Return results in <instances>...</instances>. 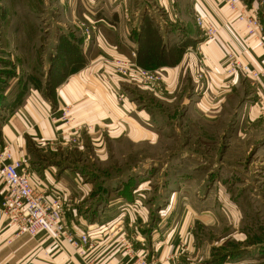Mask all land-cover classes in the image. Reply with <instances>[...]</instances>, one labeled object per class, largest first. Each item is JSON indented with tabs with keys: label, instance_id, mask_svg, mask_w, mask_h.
I'll return each instance as SVG.
<instances>
[{
	"label": "rangeland",
	"instance_id": "1",
	"mask_svg": "<svg viewBox=\"0 0 264 264\" xmlns=\"http://www.w3.org/2000/svg\"><path fill=\"white\" fill-rule=\"evenodd\" d=\"M97 3L0 0V127L29 94L55 108L45 96L80 67V41L84 36L92 42L100 29L87 21V15L98 11ZM223 5L231 12L227 0ZM240 6L258 19L264 33V0H241ZM130 56L114 61L122 78L128 75L120 72L118 61L129 60L133 70L140 69L133 61L136 56ZM143 71L158 77L148 86L162 82L160 74ZM254 88L246 78L244 89L232 94L212 121L192 109L182 117L166 112L168 120L154 114L152 133L142 146L121 143L97 152L86 147L82 163L66 165L65 171L84 176L102 194L93 205V218L99 220L97 211L106 195L129 203L122 209L130 210L126 221H138L143 208L141 226L124 234L134 264H165L170 246L172 264H264V107L256 106L261 95ZM60 118L67 148L83 143L84 131L93 132L76 124L71 107ZM172 230L175 239H169ZM167 244L161 260L157 250Z\"/></svg>",
	"mask_w": 264,
	"mask_h": 264
},
{
	"label": "crops",
	"instance_id": "2",
	"mask_svg": "<svg viewBox=\"0 0 264 264\" xmlns=\"http://www.w3.org/2000/svg\"><path fill=\"white\" fill-rule=\"evenodd\" d=\"M96 1L99 9L87 15V21L98 23L100 29L92 42L84 36L80 41L81 65L56 86L55 108L39 95L29 94L0 127V148L8 146L15 159L26 162L36 181V193L46 202L61 196L68 230L75 235L88 233L92 246L81 257L52 233L15 237L0 208V264H134L126 252L124 234L141 226L143 208L138 221H126L130 210L125 208L128 212L124 213L122 209L129 203L122 197L111 201L106 195L97 211L99 220L93 218V205L102 194L84 176L65 171L66 165L82 163L86 147L97 152L121 143L142 146L152 133L154 114L168 120L166 112L181 116L192 109L208 121L218 118L229 97L244 89V75H225L233 58L264 74V49L232 17L223 5L225 0ZM199 18L203 25L197 27ZM206 25L216 29L213 39L206 38ZM132 53L140 69L162 76L160 84L148 86L137 70L127 78L115 73L114 61ZM253 86L260 95L258 85ZM256 106L264 107L261 100ZM66 107H71L78 126L93 131H84L83 143L74 148L64 146L61 137L60 116ZM4 192L0 176V207ZM169 235L175 239L174 230ZM168 246L157 251L161 260L168 258L165 264H172L174 247H169V256Z\"/></svg>",
	"mask_w": 264,
	"mask_h": 264
},
{
	"label": "built area",
	"instance_id": "3",
	"mask_svg": "<svg viewBox=\"0 0 264 264\" xmlns=\"http://www.w3.org/2000/svg\"><path fill=\"white\" fill-rule=\"evenodd\" d=\"M241 0H227L231 12L238 22L242 23L249 38L256 39L261 48L264 49V33L258 19L245 14L240 6ZM199 26L203 25L200 18L197 20ZM209 39L217 35L216 29L211 25L205 26ZM136 54L132 53V57ZM117 65L123 75H130L133 65L127 61H118ZM137 72L149 83L156 82V74H149L141 69L135 68ZM228 77L240 73L258 85L261 95V103L264 105V79L263 72L256 71L248 64L239 62L233 58L226 69ZM7 146L0 148V176L5 186L3 200L1 203L2 216L8 224L14 228V236L28 235L35 237L42 232L52 233L55 238L67 242L81 257H86L88 249L92 246L89 234H72L65 223V213L62 207L61 196L57 194L51 202H46L42 196L36 193V181L30 172L26 162L13 158ZM87 264H95L89 261Z\"/></svg>",
	"mask_w": 264,
	"mask_h": 264
},
{
	"label": "trees",
	"instance_id": "4",
	"mask_svg": "<svg viewBox=\"0 0 264 264\" xmlns=\"http://www.w3.org/2000/svg\"><path fill=\"white\" fill-rule=\"evenodd\" d=\"M75 70H73V72H74ZM72 72V73H73ZM68 75H70V74H68ZM67 75V76H68ZM66 76V77H67ZM65 77V75H63V77L62 78H64ZM66 77H65V79H66ZM49 90V92H48V94L45 96V97H47V98H49L51 101H54L55 102V88H54V86H52V88L51 89H48Z\"/></svg>",
	"mask_w": 264,
	"mask_h": 264
}]
</instances>
